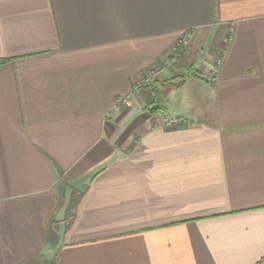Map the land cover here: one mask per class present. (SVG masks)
Instances as JSON below:
<instances>
[{
    "label": "crops",
    "instance_id": "1",
    "mask_svg": "<svg viewBox=\"0 0 264 264\" xmlns=\"http://www.w3.org/2000/svg\"><path fill=\"white\" fill-rule=\"evenodd\" d=\"M0 60V264H264V0H0Z\"/></svg>",
    "mask_w": 264,
    "mask_h": 264
},
{
    "label": "trees",
    "instance_id": "2",
    "mask_svg": "<svg viewBox=\"0 0 264 264\" xmlns=\"http://www.w3.org/2000/svg\"><path fill=\"white\" fill-rule=\"evenodd\" d=\"M3 60H0L2 63ZM196 77L201 78L199 72L193 66L182 68V73L169 80H150L148 83H143L141 86L148 88L153 96L152 106L148 109L149 114L164 113L168 111V102L164 96L163 89L167 87L170 82L176 81L178 85H183L187 79Z\"/></svg>",
    "mask_w": 264,
    "mask_h": 264
},
{
    "label": "built area",
    "instance_id": "3",
    "mask_svg": "<svg viewBox=\"0 0 264 264\" xmlns=\"http://www.w3.org/2000/svg\"><path fill=\"white\" fill-rule=\"evenodd\" d=\"M185 42V39L180 40V42L178 43V47L181 46L183 43ZM213 80V77H209L208 78V83H211ZM116 104L117 106L126 104V99L124 96L118 97L116 100ZM182 120V117L179 116H173V117H165L164 118V123L166 125H170V124H175L177 122H180Z\"/></svg>",
    "mask_w": 264,
    "mask_h": 264
},
{
    "label": "rangeland",
    "instance_id": "4",
    "mask_svg": "<svg viewBox=\"0 0 264 264\" xmlns=\"http://www.w3.org/2000/svg\"><path fill=\"white\" fill-rule=\"evenodd\" d=\"M149 76H152V77H153V73H152V74H149V75H148V78L144 79V80L142 81V83H140V85L143 84V83H148V82L151 80ZM173 82L177 83L176 81H173ZM170 83H172V82H170ZM170 83H169V84H170ZM169 84H168V85H169ZM177 84H178V83H177ZM168 85H167V86H168ZM165 88H166V87H165ZM163 91H164V89H163ZM124 97H125V99H126V104H127V103H128V98H127V96H124ZM126 104H125V105H126Z\"/></svg>",
    "mask_w": 264,
    "mask_h": 264
}]
</instances>
